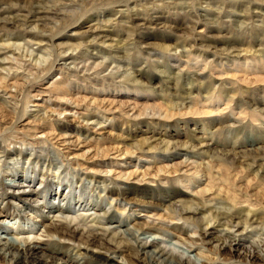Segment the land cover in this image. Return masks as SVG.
Masks as SVG:
<instances>
[{"label": "bare ground", "instance_id": "bare-ground-1", "mask_svg": "<svg viewBox=\"0 0 264 264\" xmlns=\"http://www.w3.org/2000/svg\"><path fill=\"white\" fill-rule=\"evenodd\" d=\"M131 1L134 6L138 2L147 6L149 0H0L9 8L0 10V172L22 173L26 165H34L40 178H56L66 164L78 180H85L110 201L113 210L108 219L113 213L124 217L110 228L100 226L98 220L91 225L84 219L67 220L62 215L67 210L42 205L58 213L49 223L40 221L44 233L54 235L58 244L68 239L77 242L72 245L78 255L75 259H83L86 264H118L109 256L116 252L136 261L148 260L142 264H188L171 258L154 243L147 245L136 238L133 244L125 241L130 234L126 226L131 222L142 234L174 232L196 247L199 264H216L221 258L232 257L226 239L249 228L264 234V167L237 153L231 164L225 163L213 154L216 142L210 146L204 143L211 141L213 134L191 139L198 140L196 144L179 142L168 133L131 139L109 135L111 145H107L104 139H93L89 133L92 128L102 130L100 122L107 118L180 122L182 118H225L226 112L233 117L236 109L237 117L246 114L256 121L264 118V101L254 97L264 89L260 86L264 84V43L255 39L252 48L244 44L242 50L227 33L212 26L220 21L223 10L231 8L234 12L238 5L244 18L240 15L236 19L258 21L264 28V0H255L251 10L252 0H245L247 9L241 5L243 0L213 4L207 0L209 4L202 11L215 20L205 23L199 32L190 23L184 22V29L177 20L155 19L185 30L188 36L183 40L165 33H147L153 19L146 7L142 15L134 13L137 19L132 29H124L123 40L115 35L117 20L112 19L129 13ZM121 5L125 12L116 11ZM229 13L225 18H231ZM91 22L95 24L88 27ZM213 31L217 34H210ZM67 32L71 34L64 35ZM202 35L204 44L193 42ZM132 51L135 53L130 57ZM81 53L87 56L77 59ZM148 63L160 76L148 72L149 67L139 66ZM18 64L35 73L46 74L57 68L65 77L44 88L35 87L27 83L30 75L20 73ZM156 76L160 81L167 79V84L174 82L166 87L171 93H165L160 82L151 86ZM70 78L80 80L82 85L70 82ZM212 86H218V92L214 93ZM222 99L225 102L218 104ZM70 117L83 122L82 130L66 124ZM242 144L251 145L253 141ZM7 216L8 208H1L0 218ZM215 225L220 237L209 242L205 230ZM207 242L214 244L211 253L206 250ZM64 253L45 249L38 240L0 236L1 264H30V259L35 264H57V255ZM262 255L256 246L243 258L251 264ZM64 256L70 258L68 252Z\"/></svg>", "mask_w": 264, "mask_h": 264}, {"label": "rangeland", "instance_id": "rangeland-1", "mask_svg": "<svg viewBox=\"0 0 264 264\" xmlns=\"http://www.w3.org/2000/svg\"><path fill=\"white\" fill-rule=\"evenodd\" d=\"M149 1L147 6H144L143 3L139 2L136 3V5L134 6V1H131L129 3L128 8V10H130L129 13L125 14V16H122V14L115 15V19H112L117 20L114 30L115 35L122 37V39L124 40L126 38L124 36V29H132L131 25L137 19V16H134V13L138 12L139 15H142V11H144L146 7L150 9L148 15L153 19V22L149 26L150 28L146 31H148L147 33H151L154 36H162L165 33V35L168 34L176 40H183L184 37L188 36L185 30H179L175 26L169 25L170 23L163 24L160 23L161 20H155L160 19L159 17L167 18L170 20H177V23H181L182 27L184 26V29L186 26L185 23H190V26L195 25L197 27L196 32H199L200 30L204 29L203 26L205 25V23L210 22L211 24L212 20H215V17L205 16V13L202 11V9H205L207 7L206 5L209 4L207 3V0ZM209 1H211L210 4H213V1L219 0ZM241 3L242 7H244V9H247L249 4L246 5L245 0L241 1ZM6 4L7 3L5 2H0V10L8 11L9 8ZM255 4V0H252V3L249 6L250 10L255 6ZM118 9L116 11L121 10V12H125L127 10L123 7V5H121V8L119 7ZM232 10L233 9L231 8L223 10L222 14L220 15V21L217 23H212V26L216 29L219 28L220 33H227L230 39L234 40L236 44L238 43L237 45L235 44V47L238 48V46L240 45L239 49L241 48L242 50L246 48L244 44L248 45L249 48H252L254 44L257 43V41H262V43H264V28H260V23L258 21H254V23L245 22V20H243V9L241 7L239 8L238 5L235 6L234 12ZM11 13L12 10L10 11V14ZM226 13L231 14L230 19L225 18ZM8 15L9 14H6L4 16L2 15L1 17H7ZM240 15H242L243 18L239 20L236 19V17ZM262 15L264 18V14ZM120 18L123 22H120ZM58 20L59 19H54L53 21ZM241 21L244 22L243 25L245 27L240 24ZM124 22H127V24ZM93 23L94 22L88 24V27L92 26ZM5 33L7 32H3V34ZM70 34V32H67L64 35L68 36ZM210 34L217 33L213 31ZM251 34H255L256 36H251ZM194 35L196 36V34ZM204 35H202L199 39L193 38V42H196V44L202 42V44H204ZM230 35L232 36V38ZM80 37H82L83 39L87 38L84 36ZM35 48L36 47L34 46L33 49ZM101 49L106 50L102 47ZM134 53L135 52L132 51L130 53V57L133 56ZM212 53L213 52L210 51V54ZM81 55H85V57L87 56V54L81 53L80 55L76 56V58L78 59ZM207 55L209 56V54ZM142 57L145 56L142 54ZM184 59L185 58H182L183 61ZM99 61L100 60H97L96 62ZM18 65L19 67L21 66L20 64ZM139 66H144L145 68L149 67L150 69L148 70V72H152L153 74L156 73V71L154 70V66L151 63H148L147 65L141 64ZM22 71H25L24 73H27L28 77L30 75V77L26 79L28 84L40 88H44L45 86H47L48 83H53V81L59 82L65 77V73L62 71H58L57 68L45 74L44 71L35 73L34 71L25 69L21 66L19 72L22 73ZM156 75L160 76L157 73ZM157 76L156 78L152 79L151 86L153 87L158 84V82H160L159 84H161V86L165 90V93H171L172 91L167 90L166 87H171L174 82H170V84H167V79H162L160 81L159 77L157 78ZM70 79H68L70 80V82L77 83V85L79 86L82 85V82L79 83L80 80L75 81L74 78ZM181 82L182 80H180L179 83ZM217 84L218 83L214 84V87ZM260 86L262 87L264 86V84H260ZM212 90H214V93H216L218 92L217 90H219V87L217 86L213 89L212 86ZM160 93L162 94L163 92ZM254 97H259L261 100L264 101V89L261 90L260 93L254 94ZM224 102L225 101L222 99V103L219 102L218 104L222 105ZM31 110L35 109L31 107ZM238 112L239 111L237 109L234 110L232 112L234 113L233 117H229V112H226L224 114V116L226 115L225 118H219V116L214 118L211 117L192 120L182 118L180 122L179 120H171L169 122L164 121L161 123L153 122L151 120H142L141 122H129L119 118H107V121L103 119L100 122L101 126H103L102 130L92 128L90 129L89 134H92L91 137H93V139H104L107 145H111V141L107 140V137H109V135H111L112 137L116 136L125 139H131V136H133L134 138H139L140 136L148 137L150 135H163L164 133H168L173 135L175 139L179 142L188 141L190 143L196 144L198 140L195 142L191 141V139H195L197 136L209 137L211 134H213V136L211 135V141L204 140V143L207 142L206 144L210 146L212 143L216 142L214 146L215 148H212L213 154L222 158L225 163L231 164L232 159H234V153H237L239 157L241 155L245 156L246 159L253 162L254 165H261L263 168L264 118H261V120L259 118L256 121L252 120V118L246 114L242 115L241 117H237ZM66 124L76 130H82V127L84 125L80 119L78 120L74 117L67 118ZM201 133H204V135H202ZM250 141H253V144H242ZM220 158L219 160H221ZM68 168L69 167L64 164V166L60 169L58 173L60 175L57 174L58 176H56V178L46 176L40 178L37 173V169L34 165H26L22 173L14 172L12 175H7L5 173L0 172V209L8 208V216L0 218V236L6 238H13L14 240H22L25 238L29 241L38 240L39 242H42L44 244L45 249L48 248L51 250H61L63 253L68 252L70 258H66L64 256L65 253L57 255V264H86V261L83 259H75L76 257H78V255L76 254L77 252H75L74 250L72 251V245H76L77 242L68 239L66 241L63 240L64 243L58 244L56 242L57 238L54 235H47L46 233H44V229L43 226H41L40 221L42 223H49L51 221V217L57 216L58 213L51 212L48 210V208H42V205L45 204V206H57L61 209L67 210L65 211L66 213L63 212L62 214L67 220L73 219L74 221H81L84 219L85 224L87 225L96 223L95 221L98 220L100 222L99 225L104 228H110V226H114L116 221H122L124 217L120 213H113L111 216L112 218L108 219L107 215H109L110 212L113 210L112 205L109 203L110 201L104 198L101 194L92 190L91 186L85 180H78L73 171ZM45 182L47 183V186L49 185V188L45 187ZM30 191H34L35 193L29 194ZM11 195L15 196L11 197ZM18 196H20L21 198H19ZM66 198L68 199V201ZM32 199L35 200V202L29 203V201ZM68 202L69 204H67ZM92 204H95V208H92ZM96 205L98 207H96ZM67 207H69L70 209ZM20 209L24 210V212L20 213ZM35 220L37 222H35ZM6 224H9L8 228L5 227ZM201 229L204 230V226H202ZM126 230H129L130 234L126 236L125 241L129 242L130 244H133V242L135 243L134 239L136 238L137 242L145 243L147 245L154 243L158 248L169 254L171 258H178L182 262H186L188 264H199L201 261V257L198 255V250L196 249V247L190 243L184 242L183 240L179 239V235H175L174 232H147L145 234H142L140 231L135 229V227H133L132 222L127 223ZM217 230L220 229L216 228V225L213 228L210 227L206 229V240L208 239L209 242H212V238H214L215 236L220 237V234L217 233ZM221 238H223V235H221ZM1 240L4 239L1 238ZM226 243L228 244L231 250L229 254H231L232 257H230L229 259L221 258V261L216 264H222V261L226 262L223 264H250L243 257L247 251L253 250V247L256 246L262 251L263 255L259 260L251 264H264V234L254 232L252 229L249 228L244 234L238 235L231 239H226ZM201 246L204 247V245ZM213 246L214 244L212 243L207 242L205 244L208 253H211V251H213ZM44 254H48V252L44 251ZM109 256L114 262L118 264H142V261L144 263L148 261L147 259H141V261H136L135 259H132L130 257L126 258L124 257V254L120 252H116L115 255ZM80 257L82 258V255H79V258ZM30 264H35V261L30 259Z\"/></svg>", "mask_w": 264, "mask_h": 264}]
</instances>
